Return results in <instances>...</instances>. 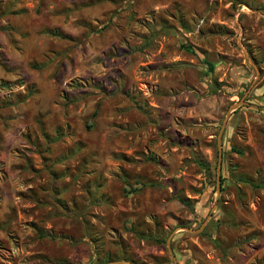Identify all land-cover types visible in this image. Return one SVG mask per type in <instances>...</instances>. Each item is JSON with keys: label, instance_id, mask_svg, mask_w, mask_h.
I'll list each match as a JSON object with an SVG mask.
<instances>
[{"label": "rangeland", "instance_id": "rangeland-1", "mask_svg": "<svg viewBox=\"0 0 264 264\" xmlns=\"http://www.w3.org/2000/svg\"><path fill=\"white\" fill-rule=\"evenodd\" d=\"M129 260L264 264V0H0V264Z\"/></svg>", "mask_w": 264, "mask_h": 264}, {"label": "water", "instance_id": "water-1", "mask_svg": "<svg viewBox=\"0 0 264 264\" xmlns=\"http://www.w3.org/2000/svg\"><path fill=\"white\" fill-rule=\"evenodd\" d=\"M239 106V103L236 104H232L228 111L226 112L225 118L223 119L222 125L220 127L219 133L217 135V147H218V154H217V164H216V179H215V193L216 195L219 193L220 191V162H221V150H220V137H221V132H222V128L225 124L226 118L229 115V111H234L237 107ZM216 203V200H215ZM215 204L212 207V210L215 208ZM211 216V212L208 213L207 218H209ZM171 258L173 259V257L171 256ZM105 264H132L130 262L127 261H115V262H109V263H105Z\"/></svg>", "mask_w": 264, "mask_h": 264}, {"label": "crops", "instance_id": "crops-1", "mask_svg": "<svg viewBox=\"0 0 264 264\" xmlns=\"http://www.w3.org/2000/svg\"><path fill=\"white\" fill-rule=\"evenodd\" d=\"M68 256V255H67ZM53 258V257H52ZM70 258V259H69ZM65 259H69V260H72V259H74V256H72V254H71V257H66V256H64L63 255V253H61V255L59 256V257H56V258H54L53 260L54 261H57V260H59V262H64V260Z\"/></svg>", "mask_w": 264, "mask_h": 264}, {"label": "trees", "instance_id": "trees-1", "mask_svg": "<svg viewBox=\"0 0 264 264\" xmlns=\"http://www.w3.org/2000/svg\"><path fill=\"white\" fill-rule=\"evenodd\" d=\"M208 69L211 70V66H210V65H208ZM129 261H131L133 264H136V263L133 262L132 260H129Z\"/></svg>", "mask_w": 264, "mask_h": 264}]
</instances>
